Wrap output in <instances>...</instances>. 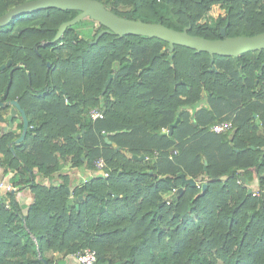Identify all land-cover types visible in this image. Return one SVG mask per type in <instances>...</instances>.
I'll use <instances>...</instances> for the list:
<instances>
[{
    "label": "trees",
    "instance_id": "trees-1",
    "mask_svg": "<svg viewBox=\"0 0 264 264\" xmlns=\"http://www.w3.org/2000/svg\"><path fill=\"white\" fill-rule=\"evenodd\" d=\"M26 1L0 0V16ZM97 1L129 20L190 25L189 35L209 40L220 36L196 26L208 9L223 5L209 10L214 17L241 4L226 36L264 32L246 20L264 0ZM167 5L178 26L165 18ZM75 13L46 8L0 27V65L12 60L0 72V175L32 196L24 209L15 193L0 194V264H60L86 248L94 264H264V50L215 55L209 71L208 53L175 46L169 61L157 38L104 33L91 43L100 24L91 39L74 25L51 42ZM11 100L32 127L12 146L16 156L8 144L23 122L19 112L8 120ZM91 106L104 118L89 119ZM222 121L232 129L209 130ZM97 158L106 177L82 181L64 166L69 159L77 172L95 171Z\"/></svg>",
    "mask_w": 264,
    "mask_h": 264
},
{
    "label": "water",
    "instance_id": "water-1",
    "mask_svg": "<svg viewBox=\"0 0 264 264\" xmlns=\"http://www.w3.org/2000/svg\"><path fill=\"white\" fill-rule=\"evenodd\" d=\"M46 8H56L59 10L65 11H78V14L72 19L61 23L56 33L51 40L55 42L60 39L64 31L76 24H80L85 18L92 19L93 21L99 23L104 27L97 36L95 40L91 43H96L98 39L104 33H112L119 37L127 35H139L149 38H157L166 42L167 49L169 52V61L173 58V50L175 46L186 47L195 50L196 52H205L210 56V65L211 68L209 71H212L213 66V57L215 55L222 57H237L246 52H259L264 50V32L253 35V36H226V27L222 26L219 28V39L209 40L199 36L189 35L188 31L191 29L190 25H187L178 31L169 27H166L160 23H148L143 22L140 19L138 20H129L123 17H120L113 12L107 10L103 5L97 0H30L24 3H21L13 8H11L6 13L0 16V27L7 25L11 19L15 16H18L23 13H29L37 10H42ZM49 62L47 66L49 67ZM12 65V60L7 59L5 63L0 65V72L4 69L9 68ZM112 74H109L107 80L104 84V90L107 88L109 82L112 79ZM29 77V74H28ZM204 91L202 90V95ZM8 105L12 106L15 112H19L23 122L22 130L20 136L8 144L9 149L12 154L16 156L15 152L12 150V146L21 142L26 132L31 130L32 127H28V120L25 116V112L20 108L16 100H11L8 102ZM15 116V113H10L8 120L11 121L12 117ZM179 119H176L175 122L169 127L168 135L170 136L173 128L177 125ZM2 131H7V127L0 128ZM133 158L142 161L145 159L144 156H133ZM206 164V163H205ZM178 178L186 184L194 186L196 181L191 178H185L183 174L178 175ZM244 181V179H242ZM205 184L202 186V189L205 188ZM66 192L69 193L70 190L66 187ZM111 192V190H109ZM183 192V189L180 187L177 189V193L180 195ZM83 196H78L77 202L81 200ZM43 264H47L45 260H42Z\"/></svg>",
    "mask_w": 264,
    "mask_h": 264
},
{
    "label": "rangeland",
    "instance_id": "rangeland-1",
    "mask_svg": "<svg viewBox=\"0 0 264 264\" xmlns=\"http://www.w3.org/2000/svg\"><path fill=\"white\" fill-rule=\"evenodd\" d=\"M230 5V4H229ZM170 5H167L163 12H164V16L166 19L169 20V22L173 25V26H178L179 23L176 20V16L174 14L171 13L170 11ZM217 6H215L216 8ZM238 7V13L237 16H233L232 11L233 8ZM214 7H210L208 9V11L204 14V16L196 23V26L198 27V29L200 28H205V27H210L211 30H213L216 34L219 33V28L224 26L226 27L228 30L231 29V27L234 24H237L244 11H243V7L241 6V4H239V6H235V7H230L227 6L226 11L223 12H218L214 17H209V10L213 9ZM259 17V18H258ZM257 18V19H255ZM246 20L250 23H252L254 25V27L256 29H264V7H262L260 10L258 11H251L249 12V14L246 17ZM75 32H78L81 36H84L85 38L91 39L93 37V34L95 32V30L99 27V23L93 21L92 19L89 20V18H86L82 21V23L75 25ZM163 50L165 48H162ZM250 53H246V55H249ZM82 79L78 77V81ZM206 102L204 100H202L200 102V104L190 108V112H194L195 110H198L200 107H202L203 105H205ZM14 110L13 109H9V114L13 113ZM67 170L70 172V174L72 175V177H77L75 175L76 172H73L74 170L76 171L75 168H73L72 166H70V160L68 159L67 162L64 165ZM70 166V167H69ZM4 182L7 183L8 179L6 177L3 178ZM78 179L84 181L85 179H87V177L84 174H79L78 175ZM40 179L38 177H36V181H39ZM252 190L253 192L256 191V186L255 184H252ZM21 191H18L17 194H20ZM168 195H164V198L166 199ZM71 262L73 263V261L71 260ZM60 264H71L70 262H68L67 260H62L60 262Z\"/></svg>",
    "mask_w": 264,
    "mask_h": 264
},
{
    "label": "built area",
    "instance_id": "built-area-1",
    "mask_svg": "<svg viewBox=\"0 0 264 264\" xmlns=\"http://www.w3.org/2000/svg\"><path fill=\"white\" fill-rule=\"evenodd\" d=\"M87 116L92 121L100 120L104 118V112L101 108H98L97 106H91L87 111ZM232 122L231 121H222V122H215L209 126V130L215 134H220L229 131L232 129ZM104 133V131H102ZM155 151L154 153L157 155ZM173 153H176L174 151ZM94 169L98 173H102L104 177L107 176V173L104 171L106 168V164L102 158H97L93 161ZM3 177V176H2ZM0 175V194H4L8 191H11L13 193L16 192V188H13L12 185L7 182H4V177L2 178ZM197 185V184H196ZM198 186V185H197ZM257 191H254V194H257ZM177 195V189L173 188L168 196L166 197V204L170 203L169 197ZM72 257L75 264H94L96 260L95 251L91 248H86L82 252H77L72 255H69Z\"/></svg>",
    "mask_w": 264,
    "mask_h": 264
},
{
    "label": "crops",
    "instance_id": "crops-1",
    "mask_svg": "<svg viewBox=\"0 0 264 264\" xmlns=\"http://www.w3.org/2000/svg\"><path fill=\"white\" fill-rule=\"evenodd\" d=\"M226 6H230V7H232L231 5H229V4H225ZM215 6H223V5H214L213 7H215ZM237 6H239V5H237ZM242 6V5H241ZM76 173H75V175H77V177H78V175L79 174H84L87 178L88 177H92V176H94V173H97V172H95V171H90V170H83L82 172H77V171H75ZM49 182V181H48ZM17 191H19V190H17L16 189V192ZM15 192V196H16V199L19 201V204L24 208V209H26V205L31 201V199H32V196H31V193H29L28 191H27V193L24 191V192H22V193H20V194H17ZM65 260H67L68 262H70L71 264H75L74 263V261H73V259H72V257L71 256H67L66 257V259ZM71 260L73 261V263L71 262Z\"/></svg>",
    "mask_w": 264,
    "mask_h": 264
},
{
    "label": "flooded vegetation",
    "instance_id": "flooded-vegetation-1",
    "mask_svg": "<svg viewBox=\"0 0 264 264\" xmlns=\"http://www.w3.org/2000/svg\"><path fill=\"white\" fill-rule=\"evenodd\" d=\"M77 14H78V11H76V13H75L74 16H76ZM74 16H73V17H74ZM73 17H72V18H73ZM85 19H86V18H85ZM218 34H219V33H218ZM35 51H36V50H35ZM49 66H50V64H49ZM47 67H48V66H47ZM11 109H13L12 106H11ZM14 113H15V116H16V112H15V111H14Z\"/></svg>",
    "mask_w": 264,
    "mask_h": 264
}]
</instances>
